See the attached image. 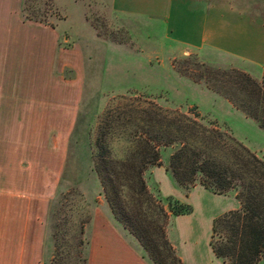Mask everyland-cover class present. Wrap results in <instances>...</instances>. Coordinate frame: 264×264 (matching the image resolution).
Wrapping results in <instances>:
<instances>
[{
	"label": "crops",
	"instance_id": "crops-1",
	"mask_svg": "<svg viewBox=\"0 0 264 264\" xmlns=\"http://www.w3.org/2000/svg\"><path fill=\"white\" fill-rule=\"evenodd\" d=\"M101 1L117 20L137 25L135 40L163 36L180 55L237 69L257 82L263 78L264 0ZM66 2L75 7L77 31L64 14ZM53 3L64 17L46 22L25 17L22 0H0V264H44L51 205L61 190L70 138L87 90L83 80L61 74L64 68L77 69L68 54L82 40L90 47H124L97 36L82 0ZM211 95L214 105L240 113ZM167 164L149 169L147 188L163 200L173 198L192 208L190 214L171 217L168 241L182 264H225L210 246L212 223L238 210L239 201L234 193L216 195L198 184L185 193ZM91 167L98 202L85 227L87 264H152L114 219Z\"/></svg>",
	"mask_w": 264,
	"mask_h": 264
},
{
	"label": "trees",
	"instance_id": "trees-1",
	"mask_svg": "<svg viewBox=\"0 0 264 264\" xmlns=\"http://www.w3.org/2000/svg\"><path fill=\"white\" fill-rule=\"evenodd\" d=\"M198 67V78L189 75L195 83L204 81L217 94L225 91L231 105L264 132V82L237 69L214 70L205 63ZM118 100L100 117L93 171L114 219L139 242L151 263L182 264L166 227L171 217L192 211L147 188L144 176L162 165L166 148L171 149L166 170L185 193L198 184L216 195L234 193L240 203L238 210L212 223L215 257L225 264L264 262V161L229 132L205 123L194 108L168 110L140 95ZM115 140L124 142L119 154L111 148Z\"/></svg>",
	"mask_w": 264,
	"mask_h": 264
},
{
	"label": "rangeland",
	"instance_id": "rangeland-1",
	"mask_svg": "<svg viewBox=\"0 0 264 264\" xmlns=\"http://www.w3.org/2000/svg\"><path fill=\"white\" fill-rule=\"evenodd\" d=\"M82 1L86 6L85 17L97 36L102 40L123 43L124 47L98 48L90 47L83 40L76 42L67 57L68 62L74 63L77 69L74 72L70 68L61 69L64 77L75 76L83 80L87 90L70 138L61 190L51 205L44 264H85V227L98 202L93 189L98 181L91 172L97 127L102 113L109 106L115 107L121 96L140 95L164 109L184 113L194 108L205 123H212L220 130L229 132L264 159V132L257 124L247 121L240 111L232 113L218 103L214 105L211 93L229 102L225 91L217 94L209 90L204 81H193L192 78H198L202 71L198 67V63L202 62L195 55L178 54L175 47L170 49L163 36L150 41L144 37L135 40L132 33L140 31L136 24L117 20L101 0ZM21 11L29 19L46 22L64 17L53 0H22ZM64 14L69 16V24L75 22L74 26L72 24L75 31L79 30L75 7L67 4ZM172 52L177 54L173 57ZM62 60L66 61L67 58ZM208 66L220 71L229 69ZM179 69L185 73L181 75ZM262 82L264 75L259 83ZM122 147L123 141L112 142L111 148L115 154H119ZM170 154V148L163 149L161 161L168 163ZM164 206L167 207L166 202Z\"/></svg>",
	"mask_w": 264,
	"mask_h": 264
}]
</instances>
